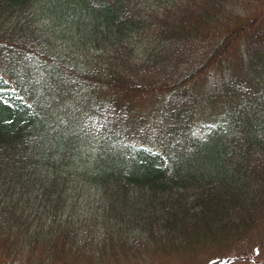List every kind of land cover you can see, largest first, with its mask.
<instances>
[{"label":"trees","instance_id":"obj_1","mask_svg":"<svg viewBox=\"0 0 264 264\" xmlns=\"http://www.w3.org/2000/svg\"><path fill=\"white\" fill-rule=\"evenodd\" d=\"M0 264H264V0H0Z\"/></svg>","mask_w":264,"mask_h":264}]
</instances>
